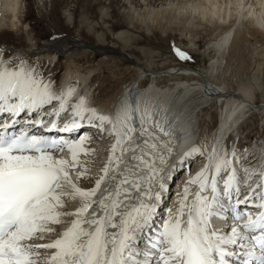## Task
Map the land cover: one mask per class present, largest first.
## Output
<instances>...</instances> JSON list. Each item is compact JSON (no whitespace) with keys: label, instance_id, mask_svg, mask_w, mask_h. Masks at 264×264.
<instances>
[{"label":"snow or ice","instance_id":"1","mask_svg":"<svg viewBox=\"0 0 264 264\" xmlns=\"http://www.w3.org/2000/svg\"><path fill=\"white\" fill-rule=\"evenodd\" d=\"M73 93L29 62L0 60V264H264V181L250 183L264 171L247 174L243 195L237 153L225 145L217 157L197 145L165 174L161 166L174 143L170 126L137 114L134 100L108 115L87 106L83 96L70 102ZM62 114H70L63 123ZM148 120L156 131L146 127ZM82 128L114 139L98 178L80 171V157L95 151L84 147L89 132L61 135ZM65 149L70 159L59 155ZM206 155L207 163L186 182L199 186L192 203L185 186L179 207L161 215L168 183ZM73 172L91 186L74 182ZM69 201L78 202L74 211ZM217 217L223 229L212 225Z\"/></svg>","mask_w":264,"mask_h":264},{"label":"bare ground","instance_id":"2","mask_svg":"<svg viewBox=\"0 0 264 264\" xmlns=\"http://www.w3.org/2000/svg\"><path fill=\"white\" fill-rule=\"evenodd\" d=\"M179 1L180 3L175 2L171 5L170 12L174 11L176 14L185 18L188 17L193 21L197 20L201 22L202 25L205 22H210L220 25L219 27H222V29H226L212 42L213 47L217 49V53L219 52V57L217 61L211 64L210 68H214L219 65V63L222 64L224 61L223 56L230 51L231 44L246 39L248 34L255 37V39L261 36L260 40H264V0ZM22 2V0H0V35L4 31H9L13 32L15 38L22 37V33L20 32ZM152 14L153 13H151V15ZM217 28L218 26L216 29ZM70 37L71 36L57 37L52 42H47L42 46H36L35 43V46L30 45L28 47L13 46V52L32 53V51L39 50L40 53H38L40 56L45 57L44 59L47 60L56 59L57 53L59 52L62 55L67 53L65 55L71 58V55H73L71 52L77 48H85L87 42H83L80 39H72ZM7 45L6 43L0 45V54H2L3 59L7 57L6 55L9 51ZM114 49L118 48L106 46L105 49L93 52L104 55H118L117 51ZM123 52L126 54V57L133 61V64H139V61L133 59L130 54L125 51ZM84 56H86V54H84ZM126 57L122 58L127 60L128 58L126 59ZM71 59L60 82V84L64 82L67 89H74L70 102L77 101L83 96L87 106H95L97 110L99 107L103 110H110L111 112L109 115H112V104L115 105L117 103V109L123 103L124 105H130L131 101L134 100L137 114L142 117L154 116L162 120L166 127H171L174 131V136L172 138L174 143L170 145L173 151L167 159V162L161 166L165 174L170 172L173 166L181 160L183 154L193 146H200L206 154L214 149L217 157H219L223 154L225 149V147L222 146V139L225 135L231 131L236 124H239L242 118L247 119L246 115L249 111H254L256 113L264 112V105H259L257 103L255 91L250 84H243L238 90L230 91L225 88L224 85L217 84L215 79L211 76L212 70L210 71V69L207 68L179 65L156 71L145 68L140 63L142 66L137 68L136 75L132 82H126L127 84L121 86L116 93L106 96L110 91V85L101 83L98 86H93L92 83L93 78L99 73L98 69L83 66V64H79L74 60L71 61ZM216 63L217 65H215ZM161 79H166L168 83L166 85H161L159 83ZM53 81L56 82V76ZM145 81L149 82V84L147 85V83H144ZM201 99H204V101ZM211 100L215 103L213 106L216 107V109L220 107L221 118L218 123L219 127L209 128L205 126V128H202L201 116L204 114L205 107L202 109L198 108L201 104H204L206 101L209 103ZM144 109H147V112H144ZM247 120H244V122ZM244 122L241 123V126ZM132 123L135 125L138 124L139 121L134 119ZM146 127L151 131H156L151 120H148ZM61 135L70 136L71 134L63 133ZM75 135H77V133H75ZM262 136L263 134L258 136V138ZM143 138L151 140L149 133H145ZM164 139L168 138L165 137ZM113 143L114 139H111L98 146H92L91 149L95 150L93 153L80 157V163L84 165L80 171L86 170L87 175L93 178H98L102 175L103 167L106 165L108 157L111 154V145ZM248 146H250V144L247 145V147ZM256 149L264 156L263 143L259 145L255 144L253 150L255 151ZM260 152H257L259 157ZM165 154L167 155L166 151ZM117 155H119V152ZM128 155H131V153L125 155L124 158L127 159ZM64 157L70 159V154L64 155ZM197 162L201 163L203 167L207 163V155L205 157H198L195 163ZM262 169L260 165L257 166V168H251L247 164L241 166V163L236 165V171L240 175H242L244 171L247 175L254 171L261 172ZM194 176L193 171L188 174L180 172L175 175L174 184H176L178 180V184L182 185V187H180L177 192L173 190L171 193V200L160 209V213H163L166 208H171L175 211L179 207L180 193L185 186H188L190 190L188 204L192 203L194 194L199 190V186L197 184L187 185L186 182ZM72 180L80 186H91V181L80 179L75 175V172L72 174ZM110 182L109 180L101 185V188L96 194L97 200L104 195V188ZM205 195L211 197L212 193L210 189ZM163 196L164 199L162 204H165L167 201L168 189L163 193ZM77 203L78 202L75 201H69L68 209L74 211ZM214 222L217 224V228H224V220L217 217L213 218L212 225H214Z\"/></svg>","mask_w":264,"mask_h":264},{"label":"rangeland","instance_id":"3","mask_svg":"<svg viewBox=\"0 0 264 264\" xmlns=\"http://www.w3.org/2000/svg\"><path fill=\"white\" fill-rule=\"evenodd\" d=\"M22 1V37L15 38L13 32L9 31L0 35V45L6 43L7 46H12L9 47L8 55L13 53V46H42L57 37L71 36L72 39L88 41L100 47L121 48L139 61L135 65L120 56L76 49L71 52L72 59L63 54L53 66L56 59H44L39 50L23 53L25 57L21 60L44 72L46 78L54 79L56 76V80L60 79L61 82L71 59L83 66L97 68L99 73L92 80L93 86L101 83L110 85V91L106 94L109 96L116 93L121 86L132 82L137 68L142 65L159 71L187 64L212 70L211 76L215 82L230 91L238 90L243 84H250L255 91L257 103L264 105V40H260L261 36L255 39L248 34L246 39L233 42L230 51L223 56V63H216L217 66L210 68L219 57L212 42L226 29L210 22H205L203 26L197 20L170 12L171 5L180 3L179 0ZM174 48L187 53L192 59H179ZM144 83L149 84L147 81ZM159 83L166 85L168 82L161 79ZM211 102L212 100L205 106L201 104L198 108L205 107L204 114L200 115L202 128H217L219 125L220 107L216 109L213 106L215 103ZM246 117L248 120L242 125V145H249L250 141L251 145L253 136L264 135V112L249 111Z\"/></svg>","mask_w":264,"mask_h":264}]
</instances>
